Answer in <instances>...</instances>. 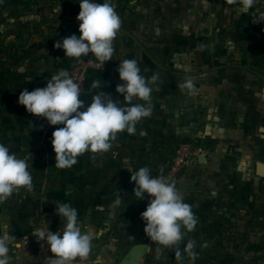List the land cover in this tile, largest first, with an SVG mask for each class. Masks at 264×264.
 <instances>
[{
	"label": "crops",
	"instance_id": "obj_1",
	"mask_svg": "<svg viewBox=\"0 0 264 264\" xmlns=\"http://www.w3.org/2000/svg\"><path fill=\"white\" fill-rule=\"evenodd\" d=\"M111 3L121 18L113 59L105 71L92 72L99 80L94 79V88L81 99L90 105L93 96L108 93L124 106L123 95L116 92L123 83L117 69L120 61L135 59L141 75L159 74L152 85V114L136 125V134H117L108 152H86L71 168L59 169L51 141L53 131L63 125L51 126L46 118L28 113L18 97L24 88L45 87L62 69L69 73L77 61L54 44L72 34L79 37V0H0V143L22 134H43L38 149H22L35 163L33 192L22 189L3 201L0 219L23 207L28 212L26 205L34 203V231L48 225L50 231L62 232L55 206L68 203L82 210L78 222L85 232L90 206L99 210L119 198L115 207L120 210L143 209V203L130 201L135 186L131 172L146 166L154 173L169 162L177 141L190 139L210 149L207 162L188 169L174 183L198 219L195 231L185 236V244L196 242L194 264H264V177L256 172V163L264 162V20L256 19L264 14V0H256L243 14L226 0ZM236 26H246L241 49L226 47L222 36L224 28L228 34ZM188 77L195 93L177 87ZM12 144L21 147L14 141L6 145ZM231 178H246V203L239 208L229 204L224 181ZM131 213V218L121 213L119 219L132 220ZM142 232L129 238L127 250L144 242ZM34 238L38 248L30 255L47 264L52 254L43 253L39 247L44 242ZM138 264L193 262L187 253L178 261L174 249L158 252L154 242Z\"/></svg>",
	"mask_w": 264,
	"mask_h": 264
},
{
	"label": "clouds",
	"instance_id": "obj_2",
	"mask_svg": "<svg viewBox=\"0 0 264 264\" xmlns=\"http://www.w3.org/2000/svg\"><path fill=\"white\" fill-rule=\"evenodd\" d=\"M226 2L230 6H236L237 11L243 14L249 12L256 0ZM79 6L80 11L76 17L80 21L79 37L72 34L62 41H56L54 47L62 48L66 57L77 61L91 53L104 66L105 62L113 59L114 40L121 28V18L111 0H105L102 4L94 0H79ZM57 11L60 12L61 8ZM256 19L264 20V14L256 15ZM117 71L123 83L116 86V92L123 95L124 106L108 93L93 96L91 104L85 105L80 98L79 84L63 69L52 75L45 87H37L32 91L24 88L20 92L18 103L28 113L46 118L51 126L63 125L52 133L51 143L57 168H71L78 162L77 158L86 152H108L117 139V134H136V125L151 116L152 85L158 81L159 74L154 73L150 78L141 75V68L135 59L120 61ZM177 87L187 89L190 93L196 91L190 77L177 84ZM144 134L146 133H141ZM29 168L25 159L18 158L6 144L0 143V201L22 189L29 192L33 190V177ZM130 180L135 182V197L144 199L145 194L148 196L146 210L140 214V218L145 223V235L157 244V251L174 249L180 262L184 259V253H187L194 264L198 256L194 251L196 242L189 240L185 244V236L195 231L198 219L190 205L184 202L175 184L162 178V175L153 176L146 166L132 171ZM120 203L121 200L117 198L114 206ZM55 211L63 221L62 232H52L48 225L32 232L38 242L46 243L52 254L47 258L48 264L87 261L95 237L81 231L78 212L70 204H57ZM14 242L15 237L9 234L8 225L0 224V264H9V245Z\"/></svg>",
	"mask_w": 264,
	"mask_h": 264
},
{
	"label": "rangeland",
	"instance_id": "obj_3",
	"mask_svg": "<svg viewBox=\"0 0 264 264\" xmlns=\"http://www.w3.org/2000/svg\"><path fill=\"white\" fill-rule=\"evenodd\" d=\"M227 32L228 34L224 28L222 36L225 37L224 42L226 47L233 46V48H236V46H238V48L241 49L242 46H246V26H236L233 30H227ZM5 141H3V143ZM8 147L11 153H15L18 158L25 159L29 163V171L33 177L34 190L35 163L33 160L26 157L20 145L12 144L10 146L8 145ZM225 181L224 183L227 184L225 186L228 188L229 204L238 207L242 203H246V178H231ZM33 190L31 192H33ZM104 203L108 202L105 201ZM92 204L96 205L95 203ZM23 206L25 205L23 204L22 207ZM26 206L28 207V212L26 211V207H23L20 213L15 212L8 218L0 219L1 224L8 225L9 234L15 237V242L9 245V264H39V261L30 255L34 254V249L38 248L35 243L34 235H32L37 215L34 210V203L31 206L30 204ZM95 207L98 209L97 205ZM95 207L90 206V210L85 212V217L90 219V226L85 228V232L91 233L95 237L92 241L91 254L87 261L81 262L77 260L74 264H121V257L127 251L128 240L131 239L132 235L143 231V241L145 242V223L140 218V214L144 211V208L133 209L131 213L128 212L126 208L123 210L116 208L114 204H108L107 206L101 204L99 210ZM81 211L82 210H77L78 217H82ZM121 213V216H124L125 219L131 218L130 213L133 214L134 217L132 220L122 221L119 219ZM83 230L84 228L81 227L82 232H84ZM28 232H30V234L27 235L26 239H23L24 234ZM41 246L42 247L39 248H41L43 253L50 252L46 243H42ZM103 250L104 253H101Z\"/></svg>",
	"mask_w": 264,
	"mask_h": 264
},
{
	"label": "built area",
	"instance_id": "obj_4",
	"mask_svg": "<svg viewBox=\"0 0 264 264\" xmlns=\"http://www.w3.org/2000/svg\"><path fill=\"white\" fill-rule=\"evenodd\" d=\"M106 69L107 63L105 62L104 66L101 65L91 53H89L88 56H83L81 60L75 62L73 67L70 69L69 74L71 78L80 86V98H82L86 92L85 83L87 78L91 76L92 72L105 71ZM209 153L210 149L202 143L190 139H180L175 143L171 151L169 162L164 167L152 173V175H162V178L175 183L176 180L180 178L188 169L201 164L200 156L202 154L208 155ZM2 202L3 201H0V204ZM143 204L144 210H146L148 204L147 194H145ZM145 243L150 246L154 242L146 236Z\"/></svg>",
	"mask_w": 264,
	"mask_h": 264
},
{
	"label": "water",
	"instance_id": "obj_5",
	"mask_svg": "<svg viewBox=\"0 0 264 264\" xmlns=\"http://www.w3.org/2000/svg\"><path fill=\"white\" fill-rule=\"evenodd\" d=\"M85 88L86 90H91L94 88V78L92 76L87 78ZM42 138V132H32L9 138L4 142V144L14 141L20 143L23 150L32 151L38 149L41 146ZM200 161L203 163L207 162V155L202 154L200 156ZM256 172L261 177H264V162L256 163ZM130 201L135 204H141L143 203L144 199H139L133 194L130 196ZM148 250L149 245L145 242H140L132 245L122 257L121 264H138V258L142 254L147 253Z\"/></svg>",
	"mask_w": 264,
	"mask_h": 264
},
{
	"label": "trees",
	"instance_id": "obj_6",
	"mask_svg": "<svg viewBox=\"0 0 264 264\" xmlns=\"http://www.w3.org/2000/svg\"><path fill=\"white\" fill-rule=\"evenodd\" d=\"M94 77V79L97 81V80H99V77L98 76H93Z\"/></svg>",
	"mask_w": 264,
	"mask_h": 264
}]
</instances>
